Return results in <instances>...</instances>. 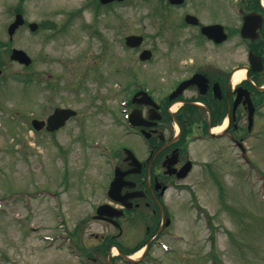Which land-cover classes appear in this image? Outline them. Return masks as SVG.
Listing matches in <instances>:
<instances>
[{"label":"rangeland","instance_id":"1","mask_svg":"<svg viewBox=\"0 0 264 264\" xmlns=\"http://www.w3.org/2000/svg\"><path fill=\"white\" fill-rule=\"evenodd\" d=\"M96 2L0 0V44L23 50L32 61L28 67L12 64L0 93V197L20 196L22 200L0 204V264H86L84 256L76 255V247L88 246L93 241L91 233L107 228L88 219L85 232L74 234L81 216L90 213V206L100 198V187L108 175L101 156L103 144H96L100 140L108 145L97 112L80 107V97L74 98L82 118L89 122V149L82 152L81 143H69L77 128L50 135L45 130L35 132L30 124L32 119H45L54 100L62 106L71 104L60 82L77 83L84 63L92 64L93 57L102 55L101 40L94 35L109 43L108 50L117 54L121 67L127 66L117 75L121 86L126 76L146 71L138 69L139 52L129 51L124 37L146 38L140 49L151 41L159 42L154 34L157 19L150 12L161 8V0H124L102 6L98 13L92 8ZM16 12L25 23L9 41L6 29ZM28 23L40 27L30 32ZM93 24L95 33L90 28ZM97 65L105 73L106 65ZM49 75L58 82L53 99L48 91ZM108 77L112 79L113 74ZM88 89L95 93L90 81ZM127 97L121 91L120 107H125ZM255 126L253 133L261 134L247 141L248 163L236 161L234 151L232 160L218 165L222 172H216L214 185L202 179L193 196L184 194L178 206L174 199L171 234L162 240L171 251L166 254L167 250L157 246L139 264H264V108ZM44 194L57 201L49 196L38 198ZM115 264L123 263L117 260Z\"/></svg>","mask_w":264,"mask_h":264},{"label":"flooded vegetation","instance_id":"2","mask_svg":"<svg viewBox=\"0 0 264 264\" xmlns=\"http://www.w3.org/2000/svg\"><path fill=\"white\" fill-rule=\"evenodd\" d=\"M160 7L150 16L157 19L154 34L161 40L140 49L146 43L143 37L140 47H126L139 52L137 66L145 72L130 73L121 86L117 75L127 66L121 67L109 43L94 35L101 40L102 55L93 57L92 64L84 63L77 83L61 80V91L71 104L54 100L50 114L40 121L58 108L73 115L54 131L35 130L54 135L77 128L69 143H81L82 152L89 149V122L74 98L80 97V107H91L102 121L108 145L100 140L96 144H103L108 175L100 198L89 215L81 216L74 234L85 232L88 219L107 228L91 233L88 246L77 245L86 264H126L118 251L128 255L141 249L142 258L150 256L169 239L174 199L182 202L184 194L193 196L202 179L215 182L216 172H222L218 165L232 160L234 151L236 161L247 162V141L261 134L253 132L264 108V0H182L177 5L161 0ZM210 26H216L212 32L202 30ZM95 27H90L93 33ZM0 50L1 93L7 69L18 63L9 59L11 49ZM142 51L149 52L145 62ZM98 62L106 65L105 73ZM48 81L53 99L58 82L52 75ZM89 81L95 93H89ZM121 91L128 95L125 107L119 106ZM67 150L69 158V146ZM99 206L104 210L98 216Z\"/></svg>","mask_w":264,"mask_h":264},{"label":"water","instance_id":"3","mask_svg":"<svg viewBox=\"0 0 264 264\" xmlns=\"http://www.w3.org/2000/svg\"><path fill=\"white\" fill-rule=\"evenodd\" d=\"M112 1H122V0H99V2L101 4H107L110 3ZM169 2L173 3V4H178L179 2H181L182 0H168ZM23 24V18L20 14H17L15 16L14 21L9 25L8 29H7V34L8 36L11 38L13 33L15 32V30L21 26ZM216 26H212V27H207L205 29H203V31L205 30L206 32H212L213 29ZM29 28L31 31H34L36 29V25L35 24H30ZM143 39L141 36H135V35H131V36H127L125 38V44L129 47H138L141 45ZM149 56V52L148 51H143L140 55V59L142 61H145L148 59ZM10 58L14 61L19 62L20 64H24V65H29L30 64V59L29 57L21 50H16L13 49L11 52V56ZM73 115V112L70 110H65V109H56L55 112L47 119L46 123V129L48 131H54L58 128H60L61 126L64 125L65 121L71 116ZM250 126H251V120H252V109H250ZM33 127L36 130H39L42 128V126H44V122H40V121H36L34 120L32 122ZM103 210V207H99L97 212L98 214H100V212ZM125 259L129 262H134L133 260H131L130 258H126Z\"/></svg>","mask_w":264,"mask_h":264},{"label":"bare ground","instance_id":"4","mask_svg":"<svg viewBox=\"0 0 264 264\" xmlns=\"http://www.w3.org/2000/svg\"><path fill=\"white\" fill-rule=\"evenodd\" d=\"M140 254V252L136 253L133 258L137 257Z\"/></svg>","mask_w":264,"mask_h":264}]
</instances>
